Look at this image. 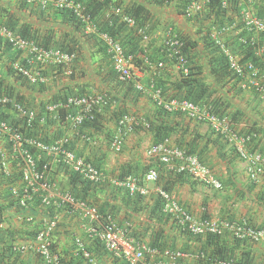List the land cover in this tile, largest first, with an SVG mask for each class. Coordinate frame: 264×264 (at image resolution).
Wrapping results in <instances>:
<instances>
[{"label": "crops", "instance_id": "crops-1", "mask_svg": "<svg viewBox=\"0 0 264 264\" xmlns=\"http://www.w3.org/2000/svg\"><path fill=\"white\" fill-rule=\"evenodd\" d=\"M124 1L131 3L145 0ZM166 4L168 5L159 8L151 7L153 16L152 22L147 26L148 39L147 42L144 40L142 42L146 47L145 53L157 58L155 48L164 43L169 31L181 34L187 41H200L203 35L201 30L208 29L214 40L213 34L216 31L219 32L223 26L234 24L236 21L234 16L230 15L224 17L222 22L216 14L209 13L208 7L192 19H188L185 15L178 14L176 1ZM122 8L124 9V6ZM47 10L39 4H27L24 0H0V20L6 23L7 18L11 17L19 25H30V28L40 36L41 43L49 42V48L70 45L73 47L74 42L70 44V36L74 34L73 39L78 44L76 61L66 66H42L46 74L41 70L45 77V89L28 80L27 87L22 86L10 73L11 55L13 56L11 49L7 51L0 47V79H5L2 86L5 89L1 95L8 97L11 93L12 100L35 112L37 118H40L38 113L43 105H49L51 97L57 95L58 90L63 88L69 90L68 96L104 95L111 100V105L109 108L99 109V112L102 110L103 113L96 128L75 126L67 119V115L64 122L67 123L68 130L57 128L62 137L55 141L58 135L54 130L56 126H53L51 132L49 131L51 144L62 139L67 140L71 150L96 165L111 179H122L129 175L143 178L152 168L157 169L159 173L156 182L145 183L148 189L146 196L130 197L125 190L111 183L90 184L86 187L81 183L72 185L68 173L70 170L66 172L65 167L60 166L56 158H53L49 159V163L55 190L62 194H74L87 188L83 196L81 195L84 200L96 206L102 213L111 214L121 226L129 224V234L136 240L189 255L178 264H218V261H214V258H211V263L207 261L215 247L208 243L206 236L184 232L163 214L162 200L155 192L158 188L168 191L185 210L199 220L207 218L212 221L247 223L256 229L264 230V175L253 181L246 171L245 162L235 149L207 123L198 122L182 114L167 112L155 101L153 94L160 90L156 88L160 81L181 79L178 66L171 64L165 67L166 63L161 62L160 68H156L141 55L142 62L150 69L135 65L137 72L132 83L119 80L117 75L106 79L105 75L110 65L100 51L102 43L101 46L97 44L98 39L101 42L99 33L86 34L84 29L77 32L71 21L54 16ZM113 10L106 11L107 20L112 18ZM49 30L50 40L45 39ZM92 35L98 39L91 37ZM246 36L247 32L238 24L236 29L223 35L222 40L233 53L241 57L243 56L241 39ZM151 43L153 47L146 46ZM200 45L195 51L192 50L193 56L198 55L199 63L203 65L201 72L196 71V101L219 114L228 116L240 135L254 136L249 149L264 155V96L255 89L249 79L238 80L230 77L220 79L214 75L213 66H209L208 63L211 55L204 50L202 43ZM253 53L264 64V54L258 55L255 51ZM26 58L27 54L22 53L17 64ZM262 83L264 85V81ZM137 84L143 85L144 90L138 91ZM198 85L201 87L199 90ZM202 89L204 93H201ZM176 94L183 97L187 94V89L179 91L169 87L163 91L162 97L165 99L166 96L174 97ZM17 97L20 101L16 99ZM3 111L10 114L7 116L9 124L13 125L15 122L23 124L22 118L11 108L0 106V113ZM116 112L122 113L118 121L115 117ZM74 113L73 111L71 114ZM123 115L133 118V128L126 132L122 149L116 151L112 145L119 134L118 122ZM46 129L47 127L43 125L38 140H47ZM162 138L170 145L197 156L220 181L223 188L217 190L195 180L189 174L178 173L175 170L178 162L165 165L150 157L149 149ZM79 179L84 181L81 177ZM22 184L21 166L12 147L6 141L0 140V204L6 206L3 216L4 227L0 231L9 229L7 246L17 248L16 252L9 253L4 250V244H1L0 264H50L37 254L36 236L54 218L58 220L52 236L54 254L59 259L61 257L63 264H84L77 263L72 257L75 256V238L86 240L87 221L80 213H72L66 206L44 207L33 202L24 208L11 203L15 199L13 189L21 187ZM227 235H230L228 240L234 239L230 233ZM226 243L233 247L232 255L235 262L264 264V238L259 241L241 240L239 244L234 240ZM94 256L98 264H124L100 248L96 250ZM155 261H159V257H147L146 260L147 263Z\"/></svg>", "mask_w": 264, "mask_h": 264}, {"label": "built area", "instance_id": "built-area-1", "mask_svg": "<svg viewBox=\"0 0 264 264\" xmlns=\"http://www.w3.org/2000/svg\"><path fill=\"white\" fill-rule=\"evenodd\" d=\"M27 4H39L42 8L69 9L79 18L83 24L86 34H97V28L91 16L86 12L79 2L70 0H24ZM217 3L225 12V16H234V24L223 26L219 32L213 34L214 41L227 58L230 70L241 76L249 71V80L256 89L264 96V85L258 79V68L252 63H242V56L239 57L229 49L222 40L223 35L233 31L240 24L248 36L241 39L244 48H251L256 54H264V16H259L257 6L260 0H193L185 10L187 18H193L201 13L211 3ZM122 7L114 8L113 16H118L122 22L130 27L136 26L135 18L127 15ZM229 18V17H228ZM142 40L148 39L147 27L138 29ZM0 34L9 39L13 48H17L27 54V66H16L19 75L26 78L32 84L45 82V77L39 70H35L33 65L42 66H66L76 60V54L62 51L58 48H45L34 40L23 38L20 34L8 30L0 25ZM257 35V36H256ZM99 37L105 46L106 53L111 60L112 67L123 82L132 83L136 76V66L132 55H128L122 44L107 33H99ZM166 44L170 54L175 56L178 69L184 76L191 72V65L188 55L184 52V42L174 31L167 33ZM161 66V65H160ZM138 91L144 90L143 85L137 84ZM158 106L170 113H178L187 116L198 122H205L218 135L222 136L235 149L239 157L246 164V171L253 181H257L264 175V155L249 149L253 141L252 135H240L234 128L232 120L225 115L219 114L212 108L196 104L189 100L171 99L162 97V92L157 90L153 94ZM108 98L104 95H84L72 96L63 104L52 105L50 112L58 108L72 109L74 114H67V119L75 126H81L88 118H93V114L102 107L108 105ZM0 106H9L23 120L24 126L30 127L36 114L32 110L24 107L17 101L7 96L0 97ZM119 134L113 141V148L116 151L122 149L126 132L133 128V118L123 115L118 122ZM0 140L8 141L15 154V158L21 166L22 186L13 189V195L18 199L21 207H27L28 202L35 194H39L41 204L44 207L66 206L72 213H80L86 225V240L76 237L75 255L80 256L87 264H98L96 258L90 251V243L100 242L104 250L113 258L121 260L124 264H178L180 260L189 255L173 251L171 249L160 250L144 241H139L130 236V225L121 226L111 214L102 213L96 206H92L86 201L76 199L70 193H60L55 190V184L48 179L51 165L46 162L42 168L38 165L41 158L38 154L31 152L36 149L46 154L49 159L56 158L57 162H62L71 172L79 175L83 180L94 185H105L111 183L113 186L125 190L130 197L146 196L148 189L145 183H154L159 178L157 169H150L145 176L138 178L134 175L122 179H111L105 173L94 166L90 161L77 155L68 146L67 140H60L53 144H46L41 140L24 137L18 126H13L7 121L0 120ZM148 154L165 165L175 166L178 173H185L194 179L202 181L206 185H211L215 189L221 190L222 184L215 179L210 169H208L200 159L186 150L170 145L164 141L152 146ZM41 160V159H40ZM49 176V177H48ZM155 192L162 200L163 213L170 217L173 224L184 232L194 235L216 234L222 235L225 232L233 234L242 240L259 241L264 238V230H258L247 223H230L225 221L197 220L189 214L176 199L164 189H156ZM58 220L54 218L36 236V252L48 263L57 264L59 258L52 250V236L57 228ZM0 223V229L3 228ZM147 257H159V261L147 263ZM220 264H235L234 261H222Z\"/></svg>", "mask_w": 264, "mask_h": 264}, {"label": "trees", "instance_id": "trees-1", "mask_svg": "<svg viewBox=\"0 0 264 264\" xmlns=\"http://www.w3.org/2000/svg\"><path fill=\"white\" fill-rule=\"evenodd\" d=\"M70 1L81 3L83 5L84 9L86 10V12L91 16L94 24L96 25L97 33H107L110 36H112L114 39L119 41L122 44V46L124 47L126 53L128 55L133 56L134 65H136V66L141 65V66L145 67V69H148V70L150 69L149 66L144 65V63L142 62V59L140 57L141 55L143 56L144 59L149 60L152 65H155L156 68H160L159 66H160L161 62L166 63L165 67H168L171 64L177 65V60H176L175 56L174 55L172 56L169 52L170 50L166 44L167 39L164 41V43L162 45L155 48V51L158 54V58L151 56V54L147 55L145 53V48H146L145 44L142 43L143 42V40H142L143 36L139 35L138 29L143 28V27H147V26H149L150 22H152L151 17L153 16L152 15L153 12L151 11V7L159 8V7H163L165 5H168V4H166L168 2L171 3L172 1H176L175 7H176L178 14L185 15V10L192 0H145L144 2L143 1H133L131 3H125L124 0H70ZM260 1L261 2L257 6L258 15L264 16V0H260ZM118 6H122V7L124 6V10H123L124 13L135 18V20H136V26L135 27H133V28L128 27L124 22L121 21V19L118 16H112V18H110L109 20L106 19V11L109 9L113 10V8H116ZM208 8H209L210 14H216L217 17L220 20H222V22L224 21L225 12L218 6L217 3H215V2L211 3ZM47 11H51V13L54 16L63 17L65 20L71 21L72 25L75 27V31H77V32L81 31L82 32L83 24L79 20V18L74 14V12H72L71 10L57 9V8L51 7ZM0 25L6 27L8 30H10L14 33L20 34L25 39L35 40L40 45H43L46 48L50 47L48 45V43H49L48 41L45 43H41L39 41L40 36H38L37 32L33 31L30 28V25H28V24L19 25L13 18L9 17V18H7L6 23H4L2 20H0ZM48 32H49V34L45 35V39L50 40L51 39V34H50L51 30H49ZM201 33H203V35L201 36V39H199L200 41H197V40L187 41V39L185 37H181V34L177 33L185 44L183 50L188 55L189 62L191 65L190 66L191 72L188 76H184V74H182L180 72L181 79L179 78L178 80H175V81H164V80H162L157 84L156 88L162 90L161 91L162 93H163V91L165 92L166 89L169 87H171V89H175V90H179V91H181L183 88L187 89V94L184 95L183 97H180V95L176 94V95H174V97L166 96V98L164 97L165 99H181L182 98V99L194 102L196 104H199L196 101L197 96L195 95L196 87H197V78H196L197 72L196 71L199 70L201 72L203 65L201 66V64L199 63V56L198 55L196 57L193 56L192 50L195 51L199 46H201L200 43L203 44V47L205 48L204 50L207 51L208 55H211L210 61L208 63H209V66L210 65L213 66L212 73L214 75L216 74V76H218V78H220V79L224 78L225 79L227 77H230L231 79H238V80H245V79L249 78V76H250L249 71H248V73L246 71L244 73V75L239 76L230 70L226 56L220 50V48L216 44V42L214 40H212V38L210 36V31L208 29L201 30ZM95 35H97V34H95ZM82 36H84V35H82ZM70 37H71L70 38V44H72L74 42V44L72 45L73 47H71V45H70V46H66V47L54 46V48H58L62 51L69 52V53H74V54L77 53L76 49H77L78 44H76V40L73 39L74 34L71 35ZM91 37L98 39L94 35H92ZM98 40H97V44L101 46L102 42H99ZM9 41H10L9 39L5 38V36L0 34V47L3 49L5 48V50H7V51L11 49V52H13V56L11 55V58H12L11 59V69H10L11 75L13 77H15V79L18 80V82L20 81L22 86H27V84H26L27 79L22 77V75H19L17 70L14 68L15 65L17 64V62L19 61L21 54L24 52H22L21 50H19L17 48H13V46L10 44ZM146 46L153 47V44L151 43L150 45H146ZM100 51L103 53L104 56H106V58L109 61L110 67H109L108 73H106V75H105L106 79H109L110 76H115L116 73H115L113 67L111 66L112 65L111 60L106 53V49H105V46L103 43H102V46L100 48ZM242 54H243V56H242L241 62L242 63L252 62L258 68V79H259V81L263 82L264 81V64L253 53L251 48H243L242 47L241 55ZM207 58H209V57H207ZM26 59H24V60L22 59L19 62V64H17V65L24 66V67L27 66ZM76 59H77V55H76ZM36 65H38V67ZM36 65L35 66L33 65L34 67H31V69L34 68L35 70H39L40 72H41V70L43 71V73L45 72V69H43L42 65H39V64H36ZM165 67L163 66L164 69H165ZM42 76H43V74H42ZM4 82H5V79H0V96H2L1 92L3 91V89H5L4 87H2ZM45 85H46L45 83H40L37 86L41 89H45ZM200 88L201 87H199V85H198V90ZM65 89L66 88H63L62 90H58V94L57 95L55 94L51 97L50 102L48 103L49 105H43V107L41 108V110L38 113V116L40 118L36 117L33 124L30 127L21 125L20 124L21 122H15V123H13L12 121L11 122L13 123L14 126L19 127V129L22 132L24 137L33 138V139H36L39 137V132H40L42 126L45 125L47 127V129L45 130V133H47V135H46L47 140H41V141L46 143V144L52 143L51 142L52 139H50V136H49V131L51 132V129H53V126H56V128L54 129L57 132L56 135H58V137L55 138V141H56L59 137H62L61 132L58 131L57 128H61L62 130H68L69 127H68L67 123L65 124L64 119L67 116V114L72 113L74 110H72V109L68 110V109H65L62 107V108L56 109L54 111V113H52L49 110V106L57 105V104H63L66 102V100L68 98L72 97V95L68 96L69 90H65ZM201 93H204L203 89L201 90ZM9 95L12 96L11 93H9ZM10 96H8V97H10ZM74 96H84V95H78L77 94ZM10 98H12V97H10ZM16 99H18V97ZM18 101H20V100L18 99ZM110 105H111V100H109L108 105L105 107L109 108ZM7 107L10 108L9 106H7ZM102 113H103L102 110L100 112H99V110H97L93 114V118L86 119L85 122L83 123V125L81 126V128H96L100 124V121L102 118V116H101ZM217 113H219V112H217ZM121 115H122V113L116 112L115 117L117 118V121ZM7 116H10V114L8 112L3 111L2 113H0V120L7 121ZM41 120H44V121L40 122ZM164 141H165L164 138H162V140L159 141V143H162ZM6 142L9 144L8 141H6ZM31 152L41 156V158H40L41 160L40 159L38 160V165L41 168H42V165L44 163L49 162L48 156L46 154H43L41 151L36 150L34 148V149H31ZM187 153L190 154V152H187ZM58 164L60 166H64L62 162H58ZM94 166H96V165H94ZM65 169H66V172L69 171L67 167H65ZM68 173H69V176L71 179L70 181H71L72 185L76 186L79 183H81L83 185V187L90 186L91 183L88 181H86V182H85V180L79 181L80 180L79 175H77L71 171H69ZM49 176H48L49 177L48 179H50L52 181V177L50 174H49ZM86 190H87V188H84L79 193H74V194L70 193V194H72L76 199L85 201L84 198L82 197L83 196L82 194ZM33 202H36L40 206L42 205L39 194H35L33 196V199L28 202V205L30 203H33ZM11 203H16L17 205H19L18 199L16 197ZM5 209H6V206L0 204V223L4 222L3 216H4ZM161 211H162V208H161ZM228 236H230V235H227V234H224V235L209 234L206 236L208 239V243L215 247L212 255L207 258L208 263L212 262L211 258H214V261L233 259V255H232L233 247L227 245L228 243H226V242L234 240V241L238 242V244H239L241 242V240L236 239L234 237H233L234 239L228 240ZM9 237H10L9 229H6V230L4 229V230L0 231V245L4 244V250H7L9 253H14L17 251V248L7 246L6 238H9ZM153 247L159 248V246H154V245H153ZM98 248H100V250H103L104 252H106L104 250V248L102 247V245L100 244V242L90 243V251L92 252L93 255H95V252ZM21 250L19 249V251H21ZM52 250L54 251L53 243H52ZM74 254H75V252H74ZM72 259L76 260L77 263L82 262L84 264H87L84 261V259H82L80 256H76V255L74 256L73 255ZM57 264H63V260L61 259V257L58 260Z\"/></svg>", "mask_w": 264, "mask_h": 264}, {"label": "clouds", "instance_id": "clouds-1", "mask_svg": "<svg viewBox=\"0 0 264 264\" xmlns=\"http://www.w3.org/2000/svg\"><path fill=\"white\" fill-rule=\"evenodd\" d=\"M193 1V0H192ZM191 1V2H192ZM190 2V3H191ZM44 9V8H43ZM47 9H50V8H47ZM69 10V9H68ZM188 19H192V18H188ZM35 41V40H34ZM102 42V41H101ZM42 46V45H41ZM44 47V46H43ZM46 48V47H45ZM201 161V160H200ZM205 165V164H204ZM206 166V165H205ZM207 167V166H206ZM208 168V167H207ZM209 169V168H208ZM211 172V171H210ZM181 174H185V173H181ZM212 174V173H211ZM213 176V175H212ZM192 177V176H191ZM214 177V176H213ZM215 178V177H214ZM159 179V178H158ZM216 179V178H215ZM196 180V179H195ZM197 181H199V180H197ZM219 181V180H218ZM199 182H201V183H203L202 181H199ZM220 182V181H219ZM205 184V183H204ZM206 185V184H205ZM209 186H211V185H209ZM211 187H213V186H211ZM214 188V187H213ZM222 188H223V186H222ZM215 189V188H214ZM218 190V189H217ZM162 205H163V203H162ZM181 206V205H180ZM187 211V210H186ZM162 212H163V210H162ZM188 212V211H187ZM189 213V212H188ZM164 214V213H163ZM190 214V213H189ZM165 215V214H164ZM192 215V214H191ZM167 216V215H166ZM193 216V215H192ZM168 218H170L169 216H167ZM197 219V218H196ZM207 218H204V219H202V220H206ZM197 220H199V219H197ZM210 220V219H209ZM254 228V227H253ZM256 229V228H255ZM259 230V229H258ZM188 233V232H187ZM227 233H229V232H225L224 234H227ZM224 234H222V235H224ZM231 234V233H230ZM194 235V234H193ZM207 235H209V234H206V235H197V236H207ZM214 235H216V234H214ZM231 235H233V234H231ZM234 236V235H233ZM234 238H236L235 236H234ZM236 239H238V238H236ZM239 240H242V239H239ZM242 241H245V240H242ZM156 248H158V247H156ZM160 250H164L163 248H160ZM181 252V251H180ZM230 261V260H232V261H234V263L235 264H239V263H237V262H235V260H233V259H226V260H218V264H220V262H222V261ZM244 264H246V263H244Z\"/></svg>", "mask_w": 264, "mask_h": 264}]
</instances>
